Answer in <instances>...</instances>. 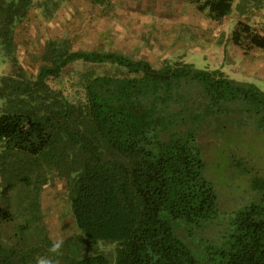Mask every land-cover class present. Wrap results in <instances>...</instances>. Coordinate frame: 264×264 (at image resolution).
<instances>
[{"label": "trees", "instance_id": "trees-1", "mask_svg": "<svg viewBox=\"0 0 264 264\" xmlns=\"http://www.w3.org/2000/svg\"><path fill=\"white\" fill-rule=\"evenodd\" d=\"M233 3L203 0L197 8L219 22L233 8L264 6ZM32 7L33 0H0L7 64L0 76V264H35L49 254L53 241L34 225L48 172L64 181L78 231L64 238L61 264H264V174L250 173L254 199L222 210L197 142L202 125L251 124L264 144V89L221 68L75 49L64 36L45 40L30 72L17 60L14 34ZM242 39L264 47V36L243 22L231 32L234 44ZM75 62L114 71L83 75L71 94L52 86Z\"/></svg>", "mask_w": 264, "mask_h": 264}, {"label": "rangeland", "instance_id": "rangeland-1", "mask_svg": "<svg viewBox=\"0 0 264 264\" xmlns=\"http://www.w3.org/2000/svg\"><path fill=\"white\" fill-rule=\"evenodd\" d=\"M201 1L111 0L110 6L102 7L89 0H33L26 19L15 29L16 57L33 72L40 63L45 40L64 36L75 49L118 50L155 63L169 58L199 68H221L234 79L264 89V47H249L243 39L238 44L231 40V32L242 22L264 36V6H248L242 13L233 8L217 22L197 8ZM238 2L234 0L233 4ZM6 71L7 64L0 55V76ZM113 71L110 65L75 62L59 80L50 83L71 94L83 75ZM199 133L204 174L214 184L219 207L229 211L254 199L249 178L256 170L264 174L262 134L251 124L226 125L223 129L205 124ZM46 177L39 192L42 219L34 225L43 227L52 241L61 236L77 237L65 200L64 181L53 172Z\"/></svg>", "mask_w": 264, "mask_h": 264}, {"label": "clouds", "instance_id": "clouds-1", "mask_svg": "<svg viewBox=\"0 0 264 264\" xmlns=\"http://www.w3.org/2000/svg\"><path fill=\"white\" fill-rule=\"evenodd\" d=\"M64 246V238L57 237L48 249L49 254L37 257L35 264H61L60 257L63 255Z\"/></svg>", "mask_w": 264, "mask_h": 264}, {"label": "crops", "instance_id": "crops-1", "mask_svg": "<svg viewBox=\"0 0 264 264\" xmlns=\"http://www.w3.org/2000/svg\"><path fill=\"white\" fill-rule=\"evenodd\" d=\"M264 1V0H263ZM263 5H264V3H263Z\"/></svg>", "mask_w": 264, "mask_h": 264}]
</instances>
